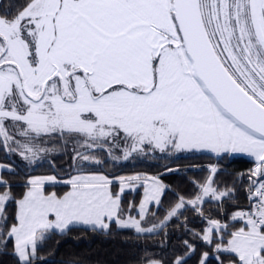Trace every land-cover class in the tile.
I'll list each match as a JSON object with an SVG mask.
<instances>
[{
	"label": "snow or ice",
	"instance_id": "snow-or-ice-1",
	"mask_svg": "<svg viewBox=\"0 0 264 264\" xmlns=\"http://www.w3.org/2000/svg\"><path fill=\"white\" fill-rule=\"evenodd\" d=\"M0 137V147L30 162L54 151L43 147L53 139L76 142L74 162L102 164V152L120 159L117 150L125 160L159 151L219 161L243 153L252 162L235 174L238 185L223 188L210 165L199 191L180 196L150 227L143 223L164 191L157 178L145 179L139 205L125 210L123 194L138 175L32 177L18 199L0 192V245L12 242L18 264H34L53 232L104 231L114 222L151 234L189 205L206 221L193 232L205 249L198 264H264V0H0ZM60 183L69 191L46 190ZM0 187L10 186L0 178ZM239 191L244 207L235 203ZM207 202L215 208L206 215ZM184 245L188 255L197 251ZM173 264L186 262L178 256Z\"/></svg>",
	"mask_w": 264,
	"mask_h": 264
},
{
	"label": "trees",
	"instance_id": "trees-1",
	"mask_svg": "<svg viewBox=\"0 0 264 264\" xmlns=\"http://www.w3.org/2000/svg\"><path fill=\"white\" fill-rule=\"evenodd\" d=\"M7 3L8 0H5ZM23 4L24 0H14ZM10 132L16 133L10 129ZM20 136L17 135V139ZM1 140V139H0ZM54 148V155L49 161L19 162L12 157L8 150L0 147V164L13 165V171H5L2 179L8 182V189L15 198H20L26 191L30 177L36 175H56L60 179H67L70 175L84 172L104 173L110 178L140 176L142 178H157L167 189L163 195L161 205L150 208L146 216L150 227L152 223H159L166 216L180 196L191 199L198 191V184L210 175V165H217L220 171L214 177L221 188L231 186L237 180L236 173L245 172L252 167V162L244 157L227 156L219 161L215 155L192 153L178 157H147L133 158L125 163L110 159L107 152L97 153L104 162L102 164L74 165L72 159L73 148L77 147L74 140L69 139L65 147L64 141L53 139L44 144ZM83 151V149H78ZM143 183V182H139ZM239 181L237 180V185ZM135 185V183L133 184ZM119 185H116L118 190ZM68 186H46L48 192L55 191L63 194ZM144 186L138 184L135 191H126L123 194V207L128 208L130 202L139 205L143 196ZM235 203L240 207L246 205L244 193L239 191ZM233 202L228 201L225 207L229 212L235 210ZM205 214L215 208V202L203 205ZM16 205L9 201L6 206L8 223L14 222ZM182 215L173 217L166 225L151 234H137L132 229H118L115 223L110 230L101 231L93 228L71 227L64 234L53 232L49 238L38 244V257L34 264H147L148 260L162 261L163 264H173L178 256L184 257L186 264H198L200 252L205 250L202 242L194 238L193 232H199L206 226L203 220L189 205L181 209ZM155 214V216L152 215ZM132 216H137L133 209ZM195 243L197 251L188 255L184 241ZM0 264H18V258L13 255V244L0 245ZM210 264H215L210 260Z\"/></svg>",
	"mask_w": 264,
	"mask_h": 264
},
{
	"label": "rangeland",
	"instance_id": "rangeland-1",
	"mask_svg": "<svg viewBox=\"0 0 264 264\" xmlns=\"http://www.w3.org/2000/svg\"><path fill=\"white\" fill-rule=\"evenodd\" d=\"M11 129V128H10ZM10 129H9V131H10ZM12 131H14V132H16V130H14V129H11ZM0 139L2 140L3 138L2 137H0ZM19 139H23L22 137H20ZM43 147H47V146H45V145H43ZM47 148H49V147H47ZM7 149V148H6ZM8 150V152H9V154L12 156V157H14L17 161H19V162H23V161H29V160H25L20 154H19V152L18 151H10L9 149H7ZM192 153H198V154H209V155H215V154H212V153H208V152H181V153H176V154H173V155H167V154H161L159 151H156L155 153H148L147 155H144V154H133V156L132 157H129L128 159H124L123 158V152L122 151H119V150H117V151H115V152H113V156H115V157H120V159H115L117 162H119V163H125V162H127V161H130V160H132L133 158H147V157H164V156H171V157H178V156H182V155H188V154H192ZM54 155V153H53V151L52 152H50V153H47V154H44V153H41L40 154V158L39 159H36L34 162H36V161H49V159H51L52 158V156ZM109 156V155H108ZM230 157H244V158H246V159H249L250 160V158L249 157H247V155L246 154H243V153H237V154H231L230 155ZM109 158L110 159H113L111 156H109ZM82 164H94V163H88V162H74V165L75 166H77V165H82ZM15 169V167L13 166V165H9V164H0V178H2V174H3V172H5V171H13ZM78 174V173H77ZM97 174H103V175H106V174H104V173H97ZM74 175H76V174H74ZM37 176H50V175H36V176H32V177H37ZM56 176V175H55ZM108 176V175H107ZM32 177H30V178H32ZM57 177V176H56ZM29 178V179H30ZM141 178V180H145V179H147V178H142V177H140ZM57 179L58 180H67V179H60V178H58L57 177ZM118 184V183H117ZM138 184H143V183H135V185H133L131 188H129V189H125V192L126 191H129V190H131V191H135L136 190V188L138 187ZM163 185V184H162ZM46 186H51V185H46ZM55 186H67V185H65V184H62V183H60V184H57V185H55ZM166 187L164 186V191L161 193V203H162V199H163V195H164V193L166 192ZM3 191H5V190H1L0 189V192H3ZM9 191V190H8ZM26 191H27V189H26ZM67 191H69V189L67 190ZM143 193H144V190H143ZM142 198H143V196H142ZM141 198V199H142ZM154 203V202H153ZM161 203L158 205V206H154V207H156V208H158L160 205H161ZM151 207H153V206H150V208ZM114 223V222H113ZM72 227H84V228H92L91 226H86V225H76V226H72ZM110 227H111V225H110ZM71 228V227H70ZM118 229H120V228H118ZM130 229V228H129ZM108 230H110V228L108 229ZM108 230H104V231H108ZM132 230H134V229H132ZM135 231V230H134ZM156 232V231H155Z\"/></svg>",
	"mask_w": 264,
	"mask_h": 264
},
{
	"label": "built area",
	"instance_id": "built-area-1",
	"mask_svg": "<svg viewBox=\"0 0 264 264\" xmlns=\"http://www.w3.org/2000/svg\"><path fill=\"white\" fill-rule=\"evenodd\" d=\"M144 180H140V182H143Z\"/></svg>",
	"mask_w": 264,
	"mask_h": 264
}]
</instances>
